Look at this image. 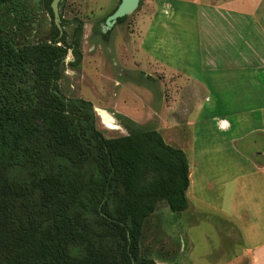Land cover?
<instances>
[{"label":"trees","instance_id":"1","mask_svg":"<svg viewBox=\"0 0 264 264\" xmlns=\"http://www.w3.org/2000/svg\"><path fill=\"white\" fill-rule=\"evenodd\" d=\"M70 21L68 42L53 21L49 41L0 37V264H156L140 240L158 203L186 209L185 154L154 129L104 137L91 102L60 92L67 52L82 57Z\"/></svg>","mask_w":264,"mask_h":264},{"label":"crops","instance_id":"2","mask_svg":"<svg viewBox=\"0 0 264 264\" xmlns=\"http://www.w3.org/2000/svg\"><path fill=\"white\" fill-rule=\"evenodd\" d=\"M146 3V20L132 33L146 75L171 86L186 82L196 100L185 112L186 126L164 110L160 120H144V102L135 107V125L179 130L177 141L162 139L185 154L187 207L189 195L196 208L217 213L220 236L242 245L226 264H264V0ZM199 123L213 135L211 150L198 142L197 128L191 140L184 131Z\"/></svg>","mask_w":264,"mask_h":264},{"label":"rangeland","instance_id":"3","mask_svg":"<svg viewBox=\"0 0 264 264\" xmlns=\"http://www.w3.org/2000/svg\"><path fill=\"white\" fill-rule=\"evenodd\" d=\"M61 1L58 14L65 22L61 26L59 17V25L66 33L67 42L74 25L71 18L77 17L82 21V57L78 66L70 67L67 62L71 55L67 52L57 85L64 96L91 102L94 125L101 134L108 138L151 129L147 122L135 125V107H143L142 102L145 112L141 108L143 114L140 115L145 117L144 120L152 121L157 117L160 120L164 110L166 115L183 119L186 126L184 118L188 114L185 112L195 102V92L184 87L189 86L186 82L178 81L171 86L170 82L147 76L149 68L137 54V38L132 37V33L138 27V21L146 20V0H141L140 5L125 15L121 23H114L104 32L101 31L103 18L113 10L118 0ZM52 21L43 0H9L0 6V37L13 47L49 41ZM106 32L103 38L100 33ZM134 41L135 50L131 44ZM25 84L29 86L30 81ZM201 127L199 123L186 127L184 131L191 140L197 128L198 142L205 143L203 146L211 150L213 135L209 136ZM158 129H161L162 138L167 139L169 134L173 141L179 139L177 129L167 130L164 126ZM207 164L206 168H210L209 160ZM187 197L189 206L178 212L170 211L165 204H157L153 218L146 219L144 225L141 254L152 258L156 264H226L231 249L239 251L242 245L237 239L232 242L233 236H220L224 225L217 213L196 208L194 200L189 195ZM197 211L207 214L201 215Z\"/></svg>","mask_w":264,"mask_h":264},{"label":"water","instance_id":"4","mask_svg":"<svg viewBox=\"0 0 264 264\" xmlns=\"http://www.w3.org/2000/svg\"><path fill=\"white\" fill-rule=\"evenodd\" d=\"M60 1L61 0H51L49 4L52 12L53 23L57 27L59 33L61 32L58 14V2ZM138 1L139 0H119L112 12L105 16L101 31L104 32L105 30L109 29L115 23L117 18L125 16L134 11L138 6Z\"/></svg>","mask_w":264,"mask_h":264},{"label":"bare ground","instance_id":"5","mask_svg":"<svg viewBox=\"0 0 264 264\" xmlns=\"http://www.w3.org/2000/svg\"><path fill=\"white\" fill-rule=\"evenodd\" d=\"M108 121V120H107Z\"/></svg>","mask_w":264,"mask_h":264}]
</instances>
